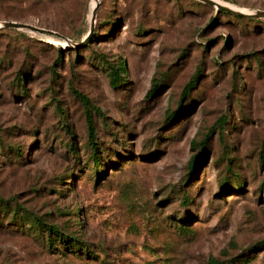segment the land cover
I'll return each mask as SVG.
<instances>
[{
  "label": "rangeland",
  "instance_id": "374dc122",
  "mask_svg": "<svg viewBox=\"0 0 264 264\" xmlns=\"http://www.w3.org/2000/svg\"><path fill=\"white\" fill-rule=\"evenodd\" d=\"M98 1L97 36L76 46L96 0H0V23L69 37L0 26V264H264V16L244 25L204 0ZM218 1L264 9V0ZM120 60L127 68L112 83ZM30 212L89 250L48 245Z\"/></svg>",
  "mask_w": 264,
  "mask_h": 264
},
{
  "label": "trees",
  "instance_id": "16d2710c",
  "mask_svg": "<svg viewBox=\"0 0 264 264\" xmlns=\"http://www.w3.org/2000/svg\"><path fill=\"white\" fill-rule=\"evenodd\" d=\"M198 1L199 0H197L196 3H198ZM218 10L222 13H225L227 16L233 15L234 18L239 20V22L241 24H244V25H245V23H247V21H249L248 19L254 20V21H256L257 19H260L257 16L244 15L241 13L232 12V11L225 10V9H218ZM96 36H97V29L94 31L93 35L91 36L90 41L94 40ZM89 43H87V45ZM58 52H60L59 56H61L62 52H63V48L60 47L58 49ZM253 55H254L255 60L259 62V60H258V57H260L259 54L256 51H253ZM214 62H216V61L214 60ZM221 63H223V62L221 61ZM201 67L202 66H200L198 71H195V73L192 75L190 80L186 83L185 88H184L183 93H182L183 95L181 97V100H183V97L185 95H187L189 93L190 89L196 85V82L199 78V74L202 72V69H203ZM221 67H223V66H221ZM221 67L217 68L215 70V73L217 72L218 74H220L221 73ZM110 68L111 69H110L109 73H110L111 82L117 83L120 81L123 71L126 70V68H127L126 61L120 60L118 62V64H116L115 66L111 65ZM21 79H22V76L19 75V81H21ZM161 82H163V80H161ZM161 82L157 81L153 85V87L149 90V94H155L159 90H161V88L163 87V84ZM240 87L242 88V86H240ZM74 92L76 94H79L81 99L89 107H91L90 99L82 91L74 88ZM195 95H200V94H195ZM235 97H237V96H235ZM193 98H194V96H193ZM183 110H184V108H183L182 101H181L180 105L169 113V116L171 118H176L183 113ZM243 115L244 114H242V116ZM87 121H88L87 123H88L89 143L91 144V147H92V156H93L95 163L98 164L100 162V157H99V145H98V141L96 140V138H97L96 125H95L93 116L89 110L87 112ZM228 125H229V116L224 113L221 115L220 120L215 124L214 128L215 127L218 128L219 133L221 132L222 134H224V131H225L224 129L226 126L228 127ZM206 143H207V139H203V140L199 141V144L201 145V149L198 150L192 156V158L189 161L190 174L194 173L198 169V167L201 165V162L205 158ZM230 158L234 161V160L238 159V156L233 154V155H230ZM240 167H241V165L238 163V161H236L235 168H233V170L231 171V175L233 174L235 179H238L241 181L244 179V176L241 173ZM262 181H264V178ZM0 199H1L0 202H2L3 198L0 197ZM17 209L20 210L21 206L18 205ZM0 210H1V207H0ZM30 214L33 216V218H32L33 224L35 226H37V228H40V231L42 232V234L46 235L48 245H53L54 242H56V243L58 242L65 248L64 251H68V252H70V250H72V249H75L77 251H88L89 250V247L83 246L84 241L80 237L75 236L73 234V232H67L66 230L61 229L56 223L47 222L42 216L35 215L32 212H30ZM208 264H224V261H222L218 257H213L208 261Z\"/></svg>",
  "mask_w": 264,
  "mask_h": 264
},
{
  "label": "water",
  "instance_id": "95a60500",
  "mask_svg": "<svg viewBox=\"0 0 264 264\" xmlns=\"http://www.w3.org/2000/svg\"><path fill=\"white\" fill-rule=\"evenodd\" d=\"M207 3L213 4L215 5L218 9H225V10H229L232 12H237V13H241V14H250V15H259V16H264V9H256L253 10L252 12H247L241 9H237V8H233L228 6L227 4H224L222 2H219L217 0H204ZM98 6H99V1L97 2V4L94 6L93 8V12H92V17H91V25H90V29L87 33V35L82 38V40L80 41H76L75 45L76 46H80V45H84L87 44L88 41L91 39V36L94 33L95 30V23H96V16H97V11H98ZM0 26H12V27H19V28H30L32 30H36V31H40V32H46V33H51V34H56L58 36H61L63 38H66L69 40V37L64 35L63 33L53 30V29H49V28H45L42 26H38L29 22H23V21H18V20H5L3 21V23Z\"/></svg>",
  "mask_w": 264,
  "mask_h": 264
},
{
  "label": "bare ground",
  "instance_id": "6f19581e",
  "mask_svg": "<svg viewBox=\"0 0 264 264\" xmlns=\"http://www.w3.org/2000/svg\"><path fill=\"white\" fill-rule=\"evenodd\" d=\"M217 1H218V0H217ZM97 2H98V0H96V4H97ZM219 2H220V1H219ZM96 4H95V5H96ZM228 6H229V5H228ZM230 7H231V6H230ZM233 8H234V7H233ZM247 12H249V11H247ZM1 24H2V23H0V25H1Z\"/></svg>",
  "mask_w": 264,
  "mask_h": 264
}]
</instances>
